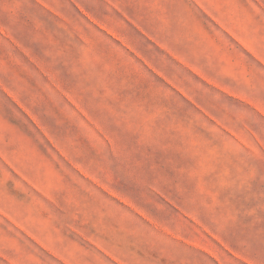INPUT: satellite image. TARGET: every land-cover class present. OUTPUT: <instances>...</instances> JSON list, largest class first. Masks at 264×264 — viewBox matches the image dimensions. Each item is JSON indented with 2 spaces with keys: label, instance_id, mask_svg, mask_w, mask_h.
Returning a JSON list of instances; mask_svg holds the SVG:
<instances>
[{
  "label": "rangeland",
  "instance_id": "1",
  "mask_svg": "<svg viewBox=\"0 0 264 264\" xmlns=\"http://www.w3.org/2000/svg\"><path fill=\"white\" fill-rule=\"evenodd\" d=\"M252 5L0 0V264H264Z\"/></svg>",
  "mask_w": 264,
  "mask_h": 264
},
{
  "label": "crops",
  "instance_id": "2",
  "mask_svg": "<svg viewBox=\"0 0 264 264\" xmlns=\"http://www.w3.org/2000/svg\"><path fill=\"white\" fill-rule=\"evenodd\" d=\"M247 12L245 8H240ZM249 31L239 33L232 30L235 38L240 41L258 62L257 69L252 71L248 79L247 98L260 112L264 114V8L252 5L248 9ZM247 33V38L244 34Z\"/></svg>",
  "mask_w": 264,
  "mask_h": 264
}]
</instances>
